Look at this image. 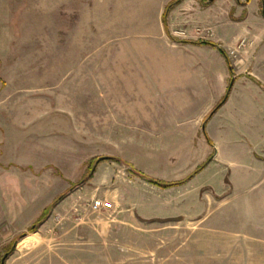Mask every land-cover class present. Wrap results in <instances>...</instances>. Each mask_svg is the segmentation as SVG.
Here are the masks:
<instances>
[{
	"label": "rangeland",
	"instance_id": "obj_1",
	"mask_svg": "<svg viewBox=\"0 0 264 264\" xmlns=\"http://www.w3.org/2000/svg\"><path fill=\"white\" fill-rule=\"evenodd\" d=\"M249 1L0 0V264L9 252L5 264H57V255L48 251L54 241L43 235L62 232H91L96 234L92 244L126 246L136 255L145 249L146 264H177L174 257L187 234L179 221L187 209L193 211L196 230L207 216L242 220L227 223L233 238L226 241L243 255V264L260 259L250 252L258 247L253 240L264 233V224L246 223L256 213L252 202L260 195L264 199V120L235 122L231 106L208 117L219 102L207 112L201 97L205 89L198 88L196 108L185 112L171 104L168 93L161 92L162 106L139 98L135 88L142 83L141 73L155 87L148 71L156 66L145 69L124 61L165 56L173 43L198 41L177 38L173 30L240 20ZM202 10H210V17ZM211 117L215 139L210 143L205 131ZM160 120L173 124L172 133L195 135H151ZM215 154L217 160L206 169ZM102 156L112 159L97 162ZM137 172L183 181L173 186L186 187L181 201L175 193L169 203L153 202L142 210L168 217L135 222L144 194L171 198L168 188H158ZM194 198L195 206L190 205ZM96 199L112 202V209L95 212ZM33 224L37 227L31 231ZM105 232L110 240L103 242ZM139 234L146 236L139 239ZM181 260L178 264H186Z\"/></svg>",
	"mask_w": 264,
	"mask_h": 264
},
{
	"label": "crops",
	"instance_id": "obj_2",
	"mask_svg": "<svg viewBox=\"0 0 264 264\" xmlns=\"http://www.w3.org/2000/svg\"><path fill=\"white\" fill-rule=\"evenodd\" d=\"M237 1L241 4L244 2V0ZM244 6L246 7V14L240 20L224 21L225 23H222L216 19L214 25H211L210 22H203L201 25L192 28L173 30V35L177 38L213 40L214 42H218L232 60L235 69L234 73L230 72L227 60L219 49L206 44L194 45L176 42L171 44L170 51L167 52L165 56H134L124 58V61L128 63L139 62V64H144L145 69L147 65L156 66L154 70L150 71L149 69L150 72L148 71V75L150 77L152 76L151 74H154L153 80L157 81V85L151 88L146 73H141L143 79L142 83H139L135 88V91L138 90L135 93L136 96H139V98L147 97L151 103L153 101L158 102V105L162 106L159 98L165 95L162 94L163 92L168 93L169 95L165 96H170L169 100H171V104L175 105L180 111L183 110L185 112L191 108H196L195 105L197 101L194 95L198 93L199 90L205 89L208 90V93H205L206 96L201 97L203 98L202 102L207 101L205 103V110L208 112L210 108L224 98L230 81L233 80V88L221 109L227 108L228 106L233 107L235 111V122L254 123L264 120V8H262L261 0H250L246 2ZM202 12L204 15H207V17H210V10H208V12L202 10ZM220 12L221 11L215 12V17L217 14L220 16ZM237 13L242 15L243 10H240V12L237 11ZM133 31L136 33V30ZM141 31H138V33ZM157 72L159 73L157 74ZM241 87L244 91H241ZM144 102L148 104V100H143V103ZM212 117L206 123L205 137L207 139L208 136L213 141L215 139V133L213 129H210ZM141 118L143 119L141 123L146 121L144 120V116ZM131 122L133 123L134 121L131 120ZM201 123L202 119H198L195 124L198 130L197 135H200ZM141 126L143 125L141 124ZM172 126L173 124L169 122H158L154 124L153 128L155 130L151 135H157V133H159L161 135L165 134L168 137L172 135V137L175 138H187L190 134L195 135L192 132L172 133L169 129ZM211 150L212 148L209 146L208 151L205 153V157L210 154ZM216 160L217 154L213 156V159L206 166V169ZM184 188L186 187L181 185L179 187L166 189L171 191V198L166 201H162V199L157 196L148 199L147 194H144L143 198H139V216L134 218L135 222L141 224L145 222V220L153 217H168L158 215L147 216L142 210H145L146 207L153 202L160 201L162 204L169 203L175 199V193L179 194L177 201H181V198L184 197V193H182ZM114 197L117 199V195H114ZM209 203H211L212 206L213 202L210 201ZM252 204L256 213L254 212L252 220L246 224L263 225V197L261 195L258 196ZM134 205L135 204L132 206L133 208ZM190 205L195 206V198L192 199ZM188 207L189 206H187V208ZM75 208L79 209L78 207ZM87 210L89 211L90 208L88 207ZM181 211H179V208L177 209V212L180 213ZM185 211V216L180 219L179 223L186 226L182 228L184 231L186 230L187 233L186 239L184 240L186 242L180 245L181 248L179 247L180 249H178V252L183 253L181 255L184 257L181 259H183L186 264H211V261H213L214 264H228V260L229 264H243V255L239 254L237 249L233 245H229L226 241L228 237H230V240L231 237L233 238V236L227 232V230L233 231V229H228L226 227L227 223H242V220L240 221L236 218L227 220L226 214H219L215 216V218L207 216L199 219L198 222L200 223V227L196 230L194 227V225H196V220L195 217L192 216L193 211L190 212L188 209ZM233 214L236 217L238 213ZM129 224H133V219L130 220ZM215 224L218 225V228L211 227ZM182 229L181 231H183ZM261 233L262 235L264 234L263 232ZM181 234H185V232ZM95 235L96 234L91 232L48 233L43 235V239L48 240L50 244L54 241L52 246L48 248V251L52 252L53 256L57 255V264H146L147 253L145 249L141 251L139 248L138 255H136L131 252L130 248L123 245L122 249L121 245L117 246L113 244V247L108 248V246H110L109 244H92L93 241L96 240ZM262 235L256 236V239L253 240L258 247H260L259 244L262 245L264 243V235ZM138 236L139 239H141V237H145L146 235L143 234L141 236V234H139ZM183 236L184 235H182V237ZM12 237L7 238V240H12ZM101 237V241L103 242L110 240V234L107 232L101 234ZM174 238L175 236H171V240ZM178 239L179 237L175 238V240ZM2 241L3 238L2 235H0V243ZM262 246H264V244ZM258 247H254L250 252V256L260 258L256 260L255 264H260V261L264 262V247ZM106 248L108 249L105 250ZM228 249H232L233 253L228 254ZM157 251L158 250H156V252ZM178 252L174 257L175 260L173 259L177 264L181 260ZM194 255L196 257L195 259L192 258Z\"/></svg>",
	"mask_w": 264,
	"mask_h": 264
},
{
	"label": "trees",
	"instance_id": "obj_3",
	"mask_svg": "<svg viewBox=\"0 0 264 264\" xmlns=\"http://www.w3.org/2000/svg\"><path fill=\"white\" fill-rule=\"evenodd\" d=\"M208 1H210V2H213L214 0H208ZM170 6V5H169ZM168 6V7H169ZM263 8H264V5H263ZM168 9V8H167ZM182 43H191V44H196V45H202V44H206V45H210V46H212V47H214V48H217V49H219V51L224 55V57L226 58V60H227V63H228V66H229V69H230V72L231 73H234V67H233V64H232V62L230 61V58H229V56H228V54H227V52L219 45V44H217L216 42H213V41H208V40H198V41H190V40H183V41H181ZM232 87H233V80L230 82V85H229V87H228V89H227V92H226V95L224 96V98L217 104V106L212 110V112H211V114L208 116V117H210V116H212L214 113H216V111L220 108V107H222V105L226 102V100L228 99V97H229V95H230V92H231V90H232ZM206 122H207V120H206ZM207 139H208V141L211 143L212 141H211V139L207 136ZM106 159H112L110 156H102V157H99L98 159H97V162L100 160H106ZM210 159H211V157L208 159V161L206 162V163H204L203 165H201L199 168H198V170L195 172V173H197L198 171H200L202 168H204L205 166H206V164L210 161ZM136 174V173H135ZM139 176V177H145L150 183H152V184H154V185H156V186H158V187H161V188H169V187H173V186H177V185H180L181 183H183V181H163V180H160V179H156V178H153V177H148V176H146V175H144V174H142V173H140V172H137V174H136V176ZM92 176H93V172H92V174L90 175V177H89V179H91L92 178ZM194 175H191V176H189L187 179H190V178H192ZM61 198H62V196H60ZM61 199H58L57 201H56V203L57 202H59ZM44 213H45V211H44ZM44 215V214H43ZM42 217V216H41ZM44 217V216H43ZM40 223H42L43 222V219L41 220V219H39L38 220ZM37 221V222H38ZM36 227H37V225L36 224H33L30 228H29V230H31V231H34L35 229H36ZM23 235H25V234H23ZM11 253L12 252H9L8 254L9 255H11Z\"/></svg>",
	"mask_w": 264,
	"mask_h": 264
},
{
	"label": "built area",
	"instance_id": "obj_4",
	"mask_svg": "<svg viewBox=\"0 0 264 264\" xmlns=\"http://www.w3.org/2000/svg\"><path fill=\"white\" fill-rule=\"evenodd\" d=\"M113 207V203L108 200L96 199L93 201L91 208L96 211L110 210Z\"/></svg>",
	"mask_w": 264,
	"mask_h": 264
},
{
	"label": "water",
	"instance_id": "obj_5",
	"mask_svg": "<svg viewBox=\"0 0 264 264\" xmlns=\"http://www.w3.org/2000/svg\"><path fill=\"white\" fill-rule=\"evenodd\" d=\"M8 257H9V254H5V256L2 258L1 264H5Z\"/></svg>",
	"mask_w": 264,
	"mask_h": 264
}]
</instances>
